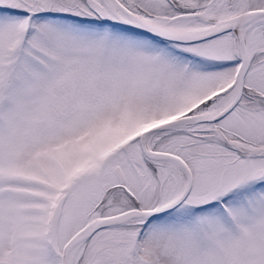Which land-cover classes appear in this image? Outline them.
<instances>
[{
    "label": "snow or ice",
    "instance_id": "snow-or-ice-1",
    "mask_svg": "<svg viewBox=\"0 0 264 264\" xmlns=\"http://www.w3.org/2000/svg\"><path fill=\"white\" fill-rule=\"evenodd\" d=\"M0 264H264V0H0Z\"/></svg>",
    "mask_w": 264,
    "mask_h": 264
}]
</instances>
